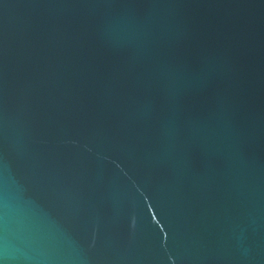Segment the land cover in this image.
Wrapping results in <instances>:
<instances>
[{"label": "water", "instance_id": "95a60500", "mask_svg": "<svg viewBox=\"0 0 264 264\" xmlns=\"http://www.w3.org/2000/svg\"><path fill=\"white\" fill-rule=\"evenodd\" d=\"M0 264H264V0H0Z\"/></svg>", "mask_w": 264, "mask_h": 264}]
</instances>
